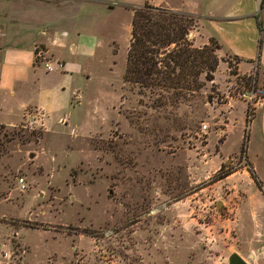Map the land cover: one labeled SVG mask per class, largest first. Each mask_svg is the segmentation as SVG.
<instances>
[{
    "label": "rangeland",
    "instance_id": "374dc122",
    "mask_svg": "<svg viewBox=\"0 0 264 264\" xmlns=\"http://www.w3.org/2000/svg\"><path fill=\"white\" fill-rule=\"evenodd\" d=\"M40 1L0 0V24L12 13L15 31L30 34ZM61 1L92 30L100 3L113 0ZM107 22L113 38L98 49L82 97L85 130L0 125V241L13 250L12 264H227L233 252L264 264V216L244 212L257 185L238 151L247 114L228 88L236 62L215 53L212 81L174 111L154 109V94L123 80L124 15ZM228 118L235 127L219 163Z\"/></svg>",
    "mask_w": 264,
    "mask_h": 264
},
{
    "label": "crops",
    "instance_id": "0c3cea01",
    "mask_svg": "<svg viewBox=\"0 0 264 264\" xmlns=\"http://www.w3.org/2000/svg\"><path fill=\"white\" fill-rule=\"evenodd\" d=\"M143 2H101L99 11L103 16L92 30L81 14L79 20L62 11L61 0L40 1L34 10L39 12L34 17V28L28 35L22 29L15 31L17 25L13 22L16 17L6 13L4 23L0 24L5 30L0 32V125L12 127L35 117L36 125L45 133L54 131L56 125L71 127L75 131L85 130L87 114L81 108L82 97L98 49L113 38L107 20L119 12L124 15L125 28L130 31L131 8L142 6ZM148 3L193 16L196 26L188 35L194 45H205L209 38H213L219 45L216 50L219 58L231 56L239 59L236 62L239 74L248 73L251 66L257 67V82L264 89V30L258 31L254 19L257 16L264 23V7H260V0H148ZM69 7L72 3L66 8ZM23 21L29 19L21 15L20 22ZM258 37L261 44L256 57ZM44 64L52 66V70H46ZM227 121L216 154L219 163L229 154H221L220 147L235 127L234 123H229L230 118ZM243 129L242 112L238 147ZM245 137L243 157L261 190L255 188L256 192L246 200L244 212L247 210L255 219L262 218L264 106L259 107L247 123ZM242 223L247 224V221L244 219Z\"/></svg>",
    "mask_w": 264,
    "mask_h": 264
},
{
    "label": "trees",
    "instance_id": "16d2710c",
    "mask_svg": "<svg viewBox=\"0 0 264 264\" xmlns=\"http://www.w3.org/2000/svg\"><path fill=\"white\" fill-rule=\"evenodd\" d=\"M260 7H264V0H260ZM131 10L130 40L123 80L136 85L141 95L146 91L154 94L150 107H170L174 111L180 104L189 102L205 82L212 81L218 61L215 53L219 45L213 38H209L208 43L200 47H194L188 42L193 19L185 12L156 7L148 1ZM254 19L258 31L264 30V23L257 16ZM260 44L261 39L258 37L256 57ZM233 59L239 61L236 57ZM174 123L173 120L172 125ZM247 123L245 119V126ZM244 133L240 153L245 151ZM229 173H218L213 179L220 180ZM250 174L256 181L251 170ZM256 185L260 187L257 181Z\"/></svg>",
    "mask_w": 264,
    "mask_h": 264
},
{
    "label": "built area",
    "instance_id": "2783aa9c",
    "mask_svg": "<svg viewBox=\"0 0 264 264\" xmlns=\"http://www.w3.org/2000/svg\"><path fill=\"white\" fill-rule=\"evenodd\" d=\"M46 70H52V66L44 64ZM257 67L253 66L248 73L245 74H234L233 82L229 83V90L232 92L235 98L243 101L245 105V112L247 114V122H249L256 110L259 107L264 106V89L258 84L257 78ZM36 118L32 117L28 121L29 124H37ZM242 160L244 157L242 156ZM20 188L24 187L23 179L18 178L17 180ZM15 254L11 247L4 242L0 241V264H12Z\"/></svg>",
    "mask_w": 264,
    "mask_h": 264
},
{
    "label": "water",
    "instance_id": "95a60500",
    "mask_svg": "<svg viewBox=\"0 0 264 264\" xmlns=\"http://www.w3.org/2000/svg\"><path fill=\"white\" fill-rule=\"evenodd\" d=\"M249 256L251 258L252 255H249ZM227 264H247V263L237 253L233 252V253L228 255Z\"/></svg>",
    "mask_w": 264,
    "mask_h": 264
}]
</instances>
